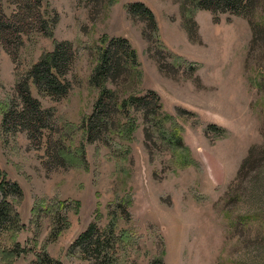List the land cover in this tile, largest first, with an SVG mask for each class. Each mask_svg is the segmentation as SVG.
I'll return each mask as SVG.
<instances>
[{"label": "rangeland", "instance_id": "obj_1", "mask_svg": "<svg viewBox=\"0 0 264 264\" xmlns=\"http://www.w3.org/2000/svg\"><path fill=\"white\" fill-rule=\"evenodd\" d=\"M17 1L0 0V14ZM186 1L110 0L98 12L94 0H40L19 40L0 38V198L15 215L0 264H264V0L248 16ZM131 2L156 25L130 16ZM104 36L137 54L105 83L92 79ZM55 41L72 44L70 86L56 98L31 85L44 114L31 130L17 86ZM101 84L114 107L89 140ZM149 91L159 98L143 116L129 99Z\"/></svg>", "mask_w": 264, "mask_h": 264}, {"label": "trees", "instance_id": "obj_2", "mask_svg": "<svg viewBox=\"0 0 264 264\" xmlns=\"http://www.w3.org/2000/svg\"><path fill=\"white\" fill-rule=\"evenodd\" d=\"M92 1V0H89ZM94 7L99 8L98 12H101L104 5L110 0H94ZM194 6L198 8L208 9L215 13L219 12H241L248 16V13L254 9L256 0H191ZM18 12L11 14V18L7 19L0 14V38L7 41V43L16 42L19 40L16 33L26 32L30 26V18L37 17V6L40 4V0H18ZM189 4V3H188ZM187 1L184 0V5L188 6ZM128 12L130 16L136 18L137 15L147 17L150 24L156 25V17L154 12L143 2H131L128 5ZM94 9H89V15L92 17ZM37 18H35V22ZM57 21V14L52 19V24L55 25ZM218 21V19H216ZM48 23V21H46ZM45 29L48 24L39 20ZM189 33L195 36V31L189 26ZM256 33V34H255ZM257 36V32L255 31ZM74 52V51H73ZM99 60L93 73L92 79L99 81L100 79L107 80V78H117L121 74V70L124 68V56H128V63H136L137 54L132 48L129 41L122 37L109 38L102 37L101 46L98 48ZM124 52V53H122ZM127 53V54H125ZM72 44L69 42L55 41V50L44 56L39 62L35 63L32 68L27 72V77L20 80L17 86L18 91L22 94V98L25 102V108L23 112L19 113L20 124L26 125L28 128L38 127L44 120V114L40 112L38 106L39 101L32 97L31 85H34L37 90H46L51 96L56 98H62L66 96L69 89V81H65L63 76L67 73V64H70L73 60L72 57ZM133 61V62H132ZM69 66V65H68ZM127 66V65H126ZM125 66V68H127ZM129 66V65H128ZM162 67V66H161ZM105 83V81H104ZM102 85V84H101ZM114 94L113 90L102 85L100 95L95 103L93 113L85 121L86 133L89 140H97L101 137L103 128H106L110 120V111L112 106L114 107ZM159 98L156 92L149 91L148 95L142 97H133L129 99L131 102L136 103V106L142 109L143 116H146L155 105L154 99ZM135 101V102H134ZM128 103V102H127ZM126 102L124 101L122 106ZM151 106V107H150ZM13 114V113H12ZM12 115L6 114L4 118V127L7 128L10 123ZM252 155L254 152L252 151ZM9 181L6 176L0 175V191L6 193L8 190ZM14 211L7 199L0 198V231L5 228H14ZM9 218V219H8ZM8 219V220H7ZM6 223L9 225L6 227ZM92 229L81 235V244L91 245L93 242V236L91 235ZM85 248V247H84ZM41 264H48L47 259H40ZM152 264H156L153 262Z\"/></svg>", "mask_w": 264, "mask_h": 264}]
</instances>
